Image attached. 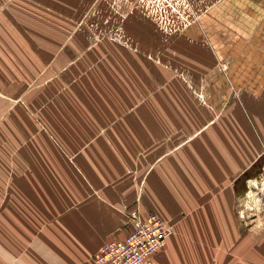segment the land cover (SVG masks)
Instances as JSON below:
<instances>
[{
	"label": "rangeland",
	"instance_id": "obj_1",
	"mask_svg": "<svg viewBox=\"0 0 264 264\" xmlns=\"http://www.w3.org/2000/svg\"><path fill=\"white\" fill-rule=\"evenodd\" d=\"M216 2L0 0V188L26 166L74 172L140 216L133 193L231 114L229 64L201 26ZM256 184L240 212L264 210Z\"/></svg>",
	"mask_w": 264,
	"mask_h": 264
},
{
	"label": "crops",
	"instance_id": "obj_2",
	"mask_svg": "<svg viewBox=\"0 0 264 264\" xmlns=\"http://www.w3.org/2000/svg\"><path fill=\"white\" fill-rule=\"evenodd\" d=\"M201 26L229 64L231 114L208 136L188 137L194 148H182L125 204L175 224L154 264H264V210H238L258 202L254 181L264 176V0H218ZM27 167L3 175L0 264H96L104 243L130 233L123 197H94L77 188L74 172Z\"/></svg>",
	"mask_w": 264,
	"mask_h": 264
},
{
	"label": "built area",
	"instance_id": "obj_3",
	"mask_svg": "<svg viewBox=\"0 0 264 264\" xmlns=\"http://www.w3.org/2000/svg\"><path fill=\"white\" fill-rule=\"evenodd\" d=\"M128 223V236L104 243L94 256L96 264H154L162 255L172 229L158 215L134 213Z\"/></svg>",
	"mask_w": 264,
	"mask_h": 264
},
{
	"label": "bare ground",
	"instance_id": "obj_4",
	"mask_svg": "<svg viewBox=\"0 0 264 264\" xmlns=\"http://www.w3.org/2000/svg\"><path fill=\"white\" fill-rule=\"evenodd\" d=\"M257 181V180H256ZM256 181H254V183L256 184Z\"/></svg>",
	"mask_w": 264,
	"mask_h": 264
}]
</instances>
